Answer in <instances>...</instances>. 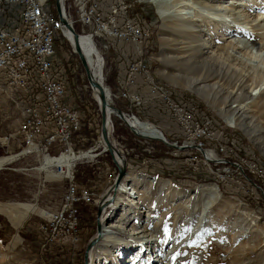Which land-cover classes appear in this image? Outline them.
<instances>
[{
    "label": "rangeland",
    "instance_id": "374dc122",
    "mask_svg": "<svg viewBox=\"0 0 264 264\" xmlns=\"http://www.w3.org/2000/svg\"><path fill=\"white\" fill-rule=\"evenodd\" d=\"M222 1L223 6L233 7L232 10L237 12L236 19L229 15L223 22L216 24L205 21V17L202 16L207 15V11L199 8L200 14L196 13L194 10L196 7L191 6L188 0L177 4H172L171 0L168 2V6L170 3L171 5L167 13L174 15L175 22L176 18L179 19L177 22L180 27L199 28L203 33H209L207 28L211 27L214 28L212 32L217 38L221 34L219 38L227 40L243 39L249 46L240 50L230 49L231 56L226 58L231 63L235 62L238 68L244 66L250 73L254 72V69L261 72L264 70V51H256L246 33L251 35L264 33V0ZM133 5H136L139 16L151 30L148 38L150 48L142 50V60H147V67L154 74L155 79L169 89L178 90L180 95L191 97L200 106L202 104L209 107L221 117L211 104L183 84L185 75H195L188 72L184 66L168 59L170 45L166 42L163 44L162 41L163 33L167 32L161 27L162 20L154 2L139 0ZM190 17L197 18L198 23L194 22L193 25L192 22H188ZM214 17L218 21V17ZM241 18L244 20H240ZM53 46L54 63L69 65L71 61L63 55L64 37L55 36ZM164 48L167 50H163ZM100 52L103 58L102 83L113 90L114 65L111 64V58L104 50L100 49ZM152 55L154 59L149 60ZM232 57H236L240 63H236ZM51 70L57 72L54 66H51ZM76 74L71 70L59 73V79L64 82L67 95L73 96V92H77L79 88L80 81L77 80ZM113 101L115 105L119 104L117 100L113 99ZM17 119L18 108L14 107V103L6 95H2L0 156L16 155L22 149L11 135ZM112 119L117 122L115 116H112ZM257 120L261 125L258 133L261 138L263 137L264 143V116L259 115ZM159 122L164 124L166 120L161 117ZM115 129V132L110 131L113 136L117 135L129 147L137 148L135 143L138 142L137 138L129 133L128 128L117 123ZM229 130L242 139L250 155L264 168V149L262 150L241 128L232 126ZM156 145L161 144L158 142ZM92 152H97V149ZM107 165L110 168L112 166L108 152L87 156L77 161L73 167L74 180L77 184L88 187L91 192L88 201L79 199L75 203L78 210L75 231L77 238L71 243L63 240L64 229L59 226L56 228V239L42 245V242H45L44 236L48 237L50 233L41 234L38 224L45 221L46 212H51L61 203L65 179L58 174L55 167L46 166L40 153L36 151L20 153L13 161L4 164L0 168V208L8 209L16 203H30L35 204L38 209L28 212L17 228L10 220L14 211L11 209L7 212L0 209V264H136L134 263L136 260L131 262L129 260L132 255L135 259L138 258L142 254L141 251L145 254L143 257L140 255L139 264H161L158 261L159 256H156L157 253L162 255L164 263H166L165 258L170 256L176 264L182 258L184 259L180 264H264L263 197L260 196L259 202H256L255 199L243 200L233 192H221L216 187L215 178H202L199 179L201 183H197V180L189 184L173 170L166 169L160 163L149 164L145 168L126 167L127 175L138 176V179L135 178V184L140 179L142 181L137 186L123 182L127 184L128 189L129 187L132 189L128 193L118 194L116 191L113 196L111 195L113 203L109 204L108 201L106 209L103 210L101 237L91 249L92 259L86 262V244L96 232V222L100 214L99 211L97 212L98 202L109 189L106 187L111 182L107 177ZM125 177L127 178L126 175ZM139 177H146V182L143 181L144 178ZM212 185L216 187L218 195H213ZM134 191L136 194L133 193ZM256 192L260 194L257 189ZM186 193L191 194L190 199L180 203L177 194L186 195ZM133 196L138 197L135 199ZM132 199L138 201L134 206H130ZM144 224H147V233L156 231L154 233L160 234V240L145 246L144 240L139 238L145 236L144 238L149 239L150 235L133 234L141 230ZM105 229L107 238L104 239L102 237ZM176 247L178 251L173 255L172 252Z\"/></svg>",
    "mask_w": 264,
    "mask_h": 264
},
{
    "label": "built area",
    "instance_id": "2783aa9c",
    "mask_svg": "<svg viewBox=\"0 0 264 264\" xmlns=\"http://www.w3.org/2000/svg\"><path fill=\"white\" fill-rule=\"evenodd\" d=\"M138 1L62 0V14L78 34L77 40L90 39L101 59L100 49L114 65L113 90L106 86V99L120 109L125 121L113 112L108 115L111 144L125 156L127 168L160 163L189 184L216 178L221 192H233L243 200L257 202L263 197L264 170L242 139L229 130L232 125L191 97L148 79L147 60H141V50L149 47L146 32L151 30L134 9L133 3ZM61 27L54 0H0V97L6 95L18 108L11 135L25 153L36 151L40 157L62 153L69 166V170L65 165L57 168L65 179V190L59 206L51 212L47 210L49 216L38 224L41 234L50 233L44 236L42 245L56 239L59 226L64 229L63 240L75 241V203L79 199L88 201L91 192L76 183L73 167L90 153L107 152L98 134L97 100ZM57 35L64 37L63 55L71 61L69 65L56 64L52 59L53 39ZM68 37L71 38L70 32ZM153 59L152 55L149 60ZM65 70L77 73L80 81L73 96L67 95L64 82L59 79V73ZM113 99L119 104L115 105ZM111 114L116 117V124L124 125L137 138L136 149L112 135ZM161 117L166 120L164 124L159 122ZM132 119L151 123L159 135L139 132L141 126L128 121ZM158 142L161 145H156ZM157 147H163L165 155L153 156ZM95 149L97 152H92ZM110 163L111 168L107 165L106 170L112 181L116 167Z\"/></svg>",
    "mask_w": 264,
    "mask_h": 264
},
{
    "label": "bare ground",
    "instance_id": "6f19581e",
    "mask_svg": "<svg viewBox=\"0 0 264 264\" xmlns=\"http://www.w3.org/2000/svg\"><path fill=\"white\" fill-rule=\"evenodd\" d=\"M152 1L154 2L157 12H159V15L161 17L162 20L161 27L164 32L165 31L167 32V33H163L162 41L163 44L166 42L170 45V51L168 50L169 51L168 59H171L177 65L184 66L188 72L195 75V76L185 75L183 84L186 87H188L190 90L199 94L203 99H205V101L211 104L212 107L218 112V114L223 118L225 122L231 124L234 127L241 128L248 135V137L251 138L253 141L257 142V145H259L260 148L263 150L264 149V143L262 141L263 137L261 138L260 134L258 133L259 128H261V125L257 119L259 115L264 116V86H263L264 70L259 72V70L254 69V72L250 73L247 70V68H245L244 66L242 68H238L235 65V62L231 63L226 58L227 56L228 58H230L231 56V53L229 52L230 49L231 50L245 49L249 46V44L241 38L238 39L234 38L229 40H227L226 38L224 39L219 38L221 34L217 38L214 36V32H212L214 28L211 27L207 28L209 33H203V31L199 28L180 27V24L177 22L178 18H176V22H175L174 15H171V13L170 14L167 13V10L171 5L170 3V5L168 6V2H171V0L170 1L152 0ZM182 1L185 0H172V4L173 3L177 4L179 2L181 3ZM188 2L191 4V6L193 5L194 7H196V9H198L196 10L194 8L196 13L200 14L201 12L200 10L207 11V15H204L202 17H205V21L206 20L209 22L211 21L214 24L223 22L226 19V16L229 17V15L235 19L238 17L235 14L237 12L232 10L233 7L227 8V6L222 5L223 2L222 0H188ZM214 16L218 17V21L217 19H215ZM191 17L188 20V22L189 21L192 22L193 25L194 22L198 23L197 18H191ZM240 20H242V18ZM184 22H186V20ZM224 30L225 29H223V31ZM205 36H208V38ZM246 36H248L251 44H253V47H255L256 51L259 52L264 51V33H260V34L253 33L252 35L246 33ZM149 37H150V32H146L147 45H148ZM78 43L86 59V63L88 64L90 71L95 77L99 76L100 79L102 76V66H103V60L101 59V56L97 51H95L92 43L90 42V39H88L87 37L80 38L78 40ZM144 48H150V47H144ZM144 48L142 50H144ZM165 49L166 48H164L163 50ZM142 50H141V60H142ZM232 58L233 60L236 61V63H240V61L237 60L236 57L235 58L232 57ZM146 75L149 80L155 82L159 86H164L165 88H168L166 85L159 83L155 79L154 74L151 73L150 69L147 67V63H146ZM101 84L104 88L105 93L108 94V89L103 85L102 82ZM254 112L257 113L253 114ZM106 113L108 115L111 113L110 108H106ZM128 121L130 123L133 122L134 126H138V125L141 126L139 132L143 134H147L149 136L159 135L158 131L154 129V126L149 122L139 121V119H132L131 121L130 120ZM108 123L106 126L107 131H109L110 129ZM116 150H117L116 155L118 156L120 153L118 149ZM25 152H26L25 148H22L19 151V153H17L16 155L0 156V168L7 162L13 161L18 154L20 153L23 154ZM91 155L93 156L95 154L93 153L88 154V156ZM63 158L64 155L62 153H60L59 155H55L53 157H49V156L47 157L46 155H43L42 161L45 163L46 166L50 165L57 169L59 165L60 166L65 165L66 169L69 170L68 163H66L63 160ZM125 175L127 176V178L125 177ZM135 178L138 179V176L127 175V169H126L125 174L123 175V178H121V180L119 181L117 187L107 189L103 197L100 200L99 199L96 200L97 202L99 200L98 202V208H99L98 211L100 212L98 216L99 232L98 233L95 232V234L92 236V238L96 236L95 241H93L90 245H88L86 249V254H85L86 262H89L92 259L93 250L91 249L101 237V225H102L101 223L103 221V215H104L103 210L106 209L108 201L109 204L113 203V197H111V195L113 196V193L115 194L116 191L118 192V194L122 192L128 193V191H130L132 187H129L128 189L126 184L127 182L130 183L131 185L137 186L139 182L142 181V179H140V181L137 184H135ZM139 178H144L145 180L143 181L146 182V177H139ZM123 182L126 183L123 184ZM211 189L213 195H218L215 186L212 185ZM133 193L136 194L135 191ZM262 193L264 198V191H262ZM177 195L179 196L178 200L180 201V203L186 202L191 197L190 193L189 194L186 193V195L185 194H180V195L177 194ZM137 197L138 196H133V198L135 199H137ZM135 199L131 200L130 206H134V204L138 202ZM0 209H3L7 212L11 209L14 211L13 213H11L10 220L13 226L17 228L28 212H31L38 208L35 204L16 203L8 207V209L5 208H0ZM39 212L41 213L40 210ZM45 215L46 214H44V216ZM46 216H49V214L47 213ZM103 227L105 228V226ZM146 227L147 224H144L141 230H138L137 232H133V234L147 233ZM106 231H107L106 229L103 230L104 233L102 238L104 239L107 238L105 236L107 233ZM154 232L156 231L148 232L146 234V235H150L149 239L144 238L145 236H140L139 239L144 240L143 244L145 246H148L149 243L153 244V242L160 240V234ZM138 249L140 250V247ZM177 251L178 248L176 247L172 252L173 255ZM141 252L142 254L140 255H142L141 257H143V254L145 253H143V251ZM140 255L136 259L132 255V258L129 261L131 262L133 260H136L134 261V263L139 264ZM156 256H159L158 261L161 264H176L173 258L170 256L165 258L166 263H164L162 255L157 253ZM183 259L184 258L180 259V261L177 263L178 264L182 263Z\"/></svg>",
    "mask_w": 264,
    "mask_h": 264
},
{
    "label": "water",
    "instance_id": "95a60500",
    "mask_svg": "<svg viewBox=\"0 0 264 264\" xmlns=\"http://www.w3.org/2000/svg\"><path fill=\"white\" fill-rule=\"evenodd\" d=\"M55 2V9L57 11L58 17L62 23V27H61V31L62 33L68 38L70 44L72 45V47L74 48V51L76 52L78 59L81 63V66L83 68L85 77L87 82L90 84V86L92 87L94 96L97 100V105H98V110H99V115H100V122H99V130H98V134L99 137L101 138L103 144L105 145L107 152L110 156V159L112 161V163L115 165L116 167V172L114 175L113 180L109 183V185L106 188H115L117 187L119 181L121 180V178H123V175L125 174L126 171V158L124 155H116V148L111 144L109 138H108V131H107V118H108V114L106 113V108H110V111L115 113L116 115H118L119 118H121L122 120H124L123 118V114L120 111V109L112 104H110L107 101V94L104 91V88L101 84V81L98 77H95L92 72L89 69L88 64L86 63V59L80 49L77 37L78 34L73 30V28L68 24L67 20L65 19V17L62 14V0H54ZM68 32L71 33V38L68 37ZM125 121V120H124ZM168 144V143H167ZM98 207H97V212H98ZM96 233L99 232V222H96ZM96 236L89 239L87 244H86V248L88 247V245H90L93 241H95Z\"/></svg>",
    "mask_w": 264,
    "mask_h": 264
},
{
    "label": "trees",
    "instance_id": "16d2710c",
    "mask_svg": "<svg viewBox=\"0 0 264 264\" xmlns=\"http://www.w3.org/2000/svg\"><path fill=\"white\" fill-rule=\"evenodd\" d=\"M134 9H137V7H136V5H134ZM155 77V76H154ZM205 106V105H204ZM207 109H209V107H207V106H205ZM210 111H212V110H210ZM114 125H115V127H114ZM116 128V124H115V122H114V120H113V131L115 132V129ZM163 147H157V148H155V150L151 153L153 156H163V155H165V152L163 151V149H162ZM109 159H110V157H109ZM110 162H112L111 160H110Z\"/></svg>",
    "mask_w": 264,
    "mask_h": 264
},
{
    "label": "crops",
    "instance_id": "0c3cea01",
    "mask_svg": "<svg viewBox=\"0 0 264 264\" xmlns=\"http://www.w3.org/2000/svg\"><path fill=\"white\" fill-rule=\"evenodd\" d=\"M2 167H3V166H2ZM2 167H1V168H2Z\"/></svg>",
    "mask_w": 264,
    "mask_h": 264
}]
</instances>
